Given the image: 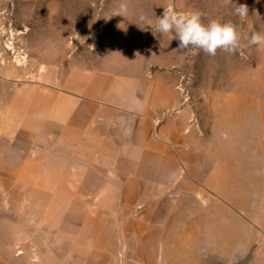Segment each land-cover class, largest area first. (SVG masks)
<instances>
[{
    "label": "crops",
    "instance_id": "1",
    "mask_svg": "<svg viewBox=\"0 0 264 264\" xmlns=\"http://www.w3.org/2000/svg\"><path fill=\"white\" fill-rule=\"evenodd\" d=\"M154 36L165 47L155 40L137 73L94 64L43 94L45 121L70 172L64 196L79 206L97 198L90 212L102 216L91 228L120 230L97 243L101 264L110 256H122L115 264L245 257L222 256L228 246L240 254L254 247L249 264H264V126L221 129L208 141L180 90L178 41Z\"/></svg>",
    "mask_w": 264,
    "mask_h": 264
},
{
    "label": "rangeland",
    "instance_id": "2",
    "mask_svg": "<svg viewBox=\"0 0 264 264\" xmlns=\"http://www.w3.org/2000/svg\"><path fill=\"white\" fill-rule=\"evenodd\" d=\"M121 4L128 8L124 16L116 15ZM240 4L248 6L244 19L234 12ZM164 8L198 12L205 24L230 22L241 35L235 54L183 52L179 86L190 96L197 130L217 142L221 129L264 126V48L249 45L253 31L264 32V0H0V264H101L97 243L119 237V229L91 228L102 216L90 212L97 198L79 206L64 196L70 172L59 134L53 137L45 121L43 94L94 64L137 73L155 40L165 47L138 17L154 26ZM230 247L222 256L249 250ZM110 257L109 264L122 259Z\"/></svg>",
    "mask_w": 264,
    "mask_h": 264
},
{
    "label": "clouds",
    "instance_id": "3",
    "mask_svg": "<svg viewBox=\"0 0 264 264\" xmlns=\"http://www.w3.org/2000/svg\"><path fill=\"white\" fill-rule=\"evenodd\" d=\"M248 11L245 4L235 5L234 12L241 19L248 16ZM127 12V5L121 4L116 15L124 16ZM138 19L150 26L154 35L166 34L170 41H178V50L184 53L202 50L215 56L218 50L235 54L241 49V35L234 24L218 20L205 24L198 12L176 14L171 8H164L162 16L156 17L154 26L145 15H140ZM146 26L143 29L146 30ZM249 45L264 48V32L253 31Z\"/></svg>",
    "mask_w": 264,
    "mask_h": 264
},
{
    "label": "water",
    "instance_id": "4",
    "mask_svg": "<svg viewBox=\"0 0 264 264\" xmlns=\"http://www.w3.org/2000/svg\"><path fill=\"white\" fill-rule=\"evenodd\" d=\"M254 249H255L254 247L251 248V250L248 252V254L242 260H240L238 262L231 263V264H249L251 261V258L253 256Z\"/></svg>",
    "mask_w": 264,
    "mask_h": 264
}]
</instances>
